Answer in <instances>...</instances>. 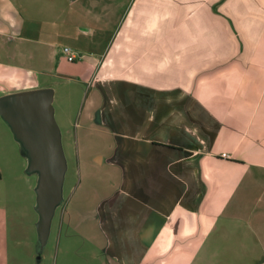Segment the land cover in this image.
Returning <instances> with one entry per match:
<instances>
[{
	"label": "crops",
	"instance_id": "1",
	"mask_svg": "<svg viewBox=\"0 0 264 264\" xmlns=\"http://www.w3.org/2000/svg\"><path fill=\"white\" fill-rule=\"evenodd\" d=\"M39 89L60 135L78 102L102 182L61 219L93 205L102 264H264V0H0V97Z\"/></svg>",
	"mask_w": 264,
	"mask_h": 264
},
{
	"label": "rangeland",
	"instance_id": "2",
	"mask_svg": "<svg viewBox=\"0 0 264 264\" xmlns=\"http://www.w3.org/2000/svg\"><path fill=\"white\" fill-rule=\"evenodd\" d=\"M63 44L60 50L63 47L71 49L69 42L64 41ZM79 48L85 46L81 45ZM73 50L76 52L75 49ZM56 82L61 85L67 83L63 77L56 79ZM74 98L68 99L65 112L68 123L66 129L60 132L65 166L60 187L61 203L55 206L49 227L46 233L42 234L39 232L40 214L36 194L39 172H30L31 159L28 157L24 143L18 139L14 128L0 116V264H102L103 262L104 255L98 246L100 242L95 236H98L96 225L90 220L89 223L80 213L92 209L93 205L91 207L82 203L78 205L71 223H67L66 219L62 222L61 219L66 202L79 182L80 185L73 199V201L77 199L76 204L83 196L97 191L99 182H102L100 174L93 170L90 176L95 186L90 187L89 184L84 183L85 169L82 165L84 153L80 151L81 147L77 146L72 125L78 113L76 110L78 102L74 103ZM51 104L52 111L57 114V101L54 103L52 99ZM80 138H82L79 143L81 146L91 143L103 144L100 137L80 136ZM71 208L72 206L69 210ZM88 231L92 242L82 236L84 234L89 237Z\"/></svg>",
	"mask_w": 264,
	"mask_h": 264
},
{
	"label": "water",
	"instance_id": "3",
	"mask_svg": "<svg viewBox=\"0 0 264 264\" xmlns=\"http://www.w3.org/2000/svg\"><path fill=\"white\" fill-rule=\"evenodd\" d=\"M52 92L39 89L0 97V116L24 143L30 172H39L36 190L40 234L46 233L55 206L61 203L65 170L60 134L53 119Z\"/></svg>",
	"mask_w": 264,
	"mask_h": 264
},
{
	"label": "built area",
	"instance_id": "4",
	"mask_svg": "<svg viewBox=\"0 0 264 264\" xmlns=\"http://www.w3.org/2000/svg\"><path fill=\"white\" fill-rule=\"evenodd\" d=\"M61 53L67 58L68 62H73L76 58L72 50L68 47H63ZM223 157H225V155H223Z\"/></svg>",
	"mask_w": 264,
	"mask_h": 264
}]
</instances>
